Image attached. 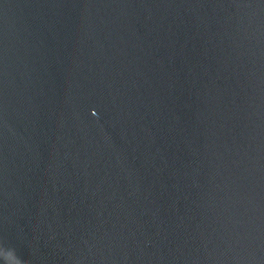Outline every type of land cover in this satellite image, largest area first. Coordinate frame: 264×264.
Returning a JSON list of instances; mask_svg holds the SVG:
<instances>
[{"label": "water", "instance_id": "95a60500", "mask_svg": "<svg viewBox=\"0 0 264 264\" xmlns=\"http://www.w3.org/2000/svg\"><path fill=\"white\" fill-rule=\"evenodd\" d=\"M0 264H264V0H0Z\"/></svg>", "mask_w": 264, "mask_h": 264}]
</instances>
